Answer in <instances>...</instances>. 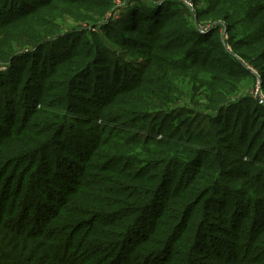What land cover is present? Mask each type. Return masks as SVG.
Returning a JSON list of instances; mask_svg holds the SVG:
<instances>
[{
	"label": "trees",
	"instance_id": "trees-1",
	"mask_svg": "<svg viewBox=\"0 0 264 264\" xmlns=\"http://www.w3.org/2000/svg\"><path fill=\"white\" fill-rule=\"evenodd\" d=\"M138 1L0 0V264H264V0Z\"/></svg>",
	"mask_w": 264,
	"mask_h": 264
},
{
	"label": "rangeland",
	"instance_id": "rangeland-1",
	"mask_svg": "<svg viewBox=\"0 0 264 264\" xmlns=\"http://www.w3.org/2000/svg\"><path fill=\"white\" fill-rule=\"evenodd\" d=\"M111 1L113 2V9L115 8L114 18H118L120 16V14H121V11L123 9H126L127 6H130V5L134 4V3L135 4L140 3V1H138V0H111ZM185 4L190 8V11H191L190 15L193 17V19L196 18L194 5L192 3H190V2H188V1L185 2ZM209 4H210V0H200L198 6L201 7V8H205V7L209 6ZM76 14H80V15L89 14V15H92L90 12H87L85 10H79V11H77ZM111 16H113L112 13L108 14L106 16V18L107 17L111 18ZM85 20H87V19H79V21H77L73 17L67 16L64 19V21H62V23L60 21V23L62 24V29H63L62 32L70 30V28L73 25H75V24L83 25L84 27L87 26L88 23ZM212 22H213V20H210V19H208V20L207 19H202L201 22L198 23L197 25H199V27H201V26H210ZM222 23H224V22H222ZM97 31L99 32L100 35L105 36L102 29L98 28ZM225 34H226V32H225ZM141 38L145 40V38H143V37H141ZM108 44L111 46V48H114V49L118 50V54L120 56H122L127 61H129V63L133 64V65H130L132 68L140 69L141 62L142 61L144 62V60H145V56L142 54V51H140V52L139 51H130V49L123 48L121 46L119 47V45H116V44L114 45L113 43H110L109 41H108ZM158 54H160V52H158ZM247 68H249L252 71L253 70L255 71V69L252 66H250V65L247 66ZM256 76H254V77L253 76L252 77L248 76L247 79L242 81L241 86H240V90L237 93V96L238 95L244 96L246 94H250V95H253L254 97L256 96V98L258 100H260L259 98H261V97L264 100V87L262 85L260 76H257V77ZM184 90H185V88H184ZM186 100H188V99H181L179 104H183ZM27 221L30 222V220H27Z\"/></svg>",
	"mask_w": 264,
	"mask_h": 264
},
{
	"label": "built area",
	"instance_id": "built-area-1",
	"mask_svg": "<svg viewBox=\"0 0 264 264\" xmlns=\"http://www.w3.org/2000/svg\"><path fill=\"white\" fill-rule=\"evenodd\" d=\"M224 25H225V23H223V33L225 34V32H226V28L224 27ZM212 26V24L210 25V26H201L200 27V30L202 31V32H207L208 31V28L209 27H211ZM227 34H225V40L227 39ZM225 45H226V47L229 49V50H231V46L229 45V43H227V42H225ZM252 69V68H251ZM254 71V70H253ZM256 97V96H255ZM260 100V102H264V100L262 99V97L261 98H259Z\"/></svg>",
	"mask_w": 264,
	"mask_h": 264
}]
</instances>
